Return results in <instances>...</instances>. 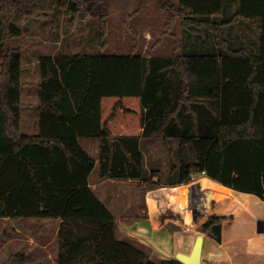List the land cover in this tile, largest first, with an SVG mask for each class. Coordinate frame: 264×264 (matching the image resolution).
Wrapping results in <instances>:
<instances>
[{"label":"trees","instance_id":"16d2710c","mask_svg":"<svg viewBox=\"0 0 264 264\" xmlns=\"http://www.w3.org/2000/svg\"><path fill=\"white\" fill-rule=\"evenodd\" d=\"M155 1L167 30L177 22L183 30H204L214 35L215 49L155 56L137 54L134 46L127 55L42 56L39 131L27 135L23 51L15 40L31 19L63 12L73 27L89 13L100 17L98 42L105 47L100 11L107 3L0 0V218L62 219L57 264H155L117 238L115 216L89 186L96 161L79 138L101 140L103 179H146L144 143L175 140L178 184L205 172L220 189L264 200V0ZM236 25L257 34V54L226 38L224 30ZM226 219L211 214L198 231L221 242ZM164 240L160 264H183Z\"/></svg>","mask_w":264,"mask_h":264},{"label":"rangeland","instance_id":"374dc122","mask_svg":"<svg viewBox=\"0 0 264 264\" xmlns=\"http://www.w3.org/2000/svg\"><path fill=\"white\" fill-rule=\"evenodd\" d=\"M105 1L107 7L100 11L105 14L107 21L105 47H101L98 42V15L83 13L73 27L69 25L70 16L63 12L50 15L48 19L29 20L23 37L15 40V45L23 51V83L32 84L37 81L40 58L47 55H124L135 46L138 54L169 56L175 51H206L216 45L213 34L204 30H183L179 22L167 30V17L159 10L155 0ZM171 1L175 4L179 2ZM236 7L237 3L231 2L228 13H234ZM224 34L234 45L244 46L254 53L258 51V36L247 27L240 25L226 28ZM26 101L23 100V119ZM22 128L28 134L24 126ZM84 141L98 143L99 139ZM177 143L175 140L163 142L160 139L146 141L143 145L146 179L117 180L114 186L107 183L102 187L108 195L106 202L110 211L117 220V238L142 250L155 264H160L161 246L165 238L167 240L164 241L175 255H190L197 238L202 236L198 229L208 216L216 210L242 216L254 198L249 196L248 202L241 206L235 202L237 200L233 198V190H225L226 187L220 189L219 184L203 174H197L191 183L178 184L180 154ZM95 158L99 161V155ZM157 172L160 177L156 175ZM99 179L100 170L97 165L91 180L97 183ZM230 201L235 204L228 203ZM20 220L34 221L36 224L24 226L26 229L21 235L24 240L13 245H1L9 229L0 227V264H57L60 241L55 222H47L42 228L40 223L45 219ZM83 228V234H89L90 226L83 225ZM29 235L33 236L34 241L30 240ZM207 243L205 240V256L202 254L205 264L209 260L206 255Z\"/></svg>","mask_w":264,"mask_h":264},{"label":"crops","instance_id":"0c3cea01","mask_svg":"<svg viewBox=\"0 0 264 264\" xmlns=\"http://www.w3.org/2000/svg\"><path fill=\"white\" fill-rule=\"evenodd\" d=\"M236 26H240V25H236ZM241 26L246 27L245 25H241ZM215 47L213 48L215 49ZM240 47H244V46H240ZM213 48L211 50H213ZM204 51L205 50L203 51L200 50V52H204ZM258 52H259V39H258V51L256 50L255 54H257ZM103 55H112V54L104 53ZM38 83H39V75L37 81H35L34 83L28 84L25 82L22 91V101L23 100L26 101L25 97L28 98L25 104L26 108H24L25 110L24 119L22 115V123L26 131H28L27 135L37 134L39 131L40 117L38 114L39 112ZM22 132H23V128H22ZM84 139H98V138H79V143L84 149V151L91 158L95 159L96 166L98 165L100 170L99 164H100V150L102 145L101 140L99 139V142L96 143L94 141H84ZM96 155H99V161L98 159L95 158ZM92 172L89 176V186L94 191V193L100 198V200H102L109 208V205L106 202L108 195L106 194L105 190L102 187L107 183H110V185L114 186L117 182V179H110V178L103 179L100 176L99 182L93 183L91 180ZM204 178H201V180ZM102 194L103 195L105 194L104 197ZM247 194L252 195L254 198L252 199L253 201L251 202V205L248 206L247 212H245L242 216L231 212L228 213L217 210L216 212H214L219 214L220 216H225L227 219L224 220L223 222L221 242H217L213 239L207 238L202 235L204 237L203 247L205 240H207L208 242L207 243L208 247L205 245L206 255L208 257L207 259H209L208 262H206V264H264V234L259 233L258 231L261 229L264 230V204H262L264 200H262L260 197H258L255 194H251V193H247ZM47 222H55V225L57 226L56 231L58 233L60 232V229L65 226L64 221L60 218L45 219L40 223L42 228L46 226ZM30 224H36V223L34 221H22L19 218H10V217L0 218V227L5 226L9 229V233L7 232L6 239L4 242L1 243V245H13L14 243H18L17 241L22 242L24 239L21 237V235L26 229L24 228V226L26 225L28 226ZM28 237L30 238L31 241H34L32 235L31 236L29 235ZM203 250H202V254L204 253L203 255L205 256V249ZM201 264H205L203 257L201 259Z\"/></svg>","mask_w":264,"mask_h":264},{"label":"water","instance_id":"95a60500","mask_svg":"<svg viewBox=\"0 0 264 264\" xmlns=\"http://www.w3.org/2000/svg\"><path fill=\"white\" fill-rule=\"evenodd\" d=\"M204 237L199 236L190 255L179 253L176 258L183 264H201Z\"/></svg>","mask_w":264,"mask_h":264},{"label":"bare ground","instance_id":"6f19581e","mask_svg":"<svg viewBox=\"0 0 264 264\" xmlns=\"http://www.w3.org/2000/svg\"><path fill=\"white\" fill-rule=\"evenodd\" d=\"M226 189H229V188H225ZM233 198L236 199L237 201H235L236 203H240L241 206L243 204H246L248 201H247V198H249L246 194H243V193H239V192H236V191H233ZM249 200V199H248ZM234 201V200H232ZM228 202V203H232V204H235V202ZM240 221V220H239ZM242 222V221H241ZM232 228V227H231ZM255 229V228H254ZM259 233H263L264 234V230L261 229V230H258ZM246 237V236H245ZM227 241V240H226ZM195 245V244H194Z\"/></svg>","mask_w":264,"mask_h":264},{"label":"built area","instance_id":"2783aa9c","mask_svg":"<svg viewBox=\"0 0 264 264\" xmlns=\"http://www.w3.org/2000/svg\"><path fill=\"white\" fill-rule=\"evenodd\" d=\"M202 174H203V175H206L205 172L202 173ZM195 178H197V174H194V175L192 176V180L195 179Z\"/></svg>","mask_w":264,"mask_h":264}]
</instances>
